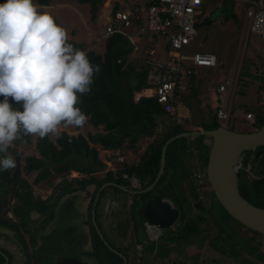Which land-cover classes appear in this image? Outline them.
Returning <instances> with one entry per match:
<instances>
[{"label":"rangeland","instance_id":"rangeland-1","mask_svg":"<svg viewBox=\"0 0 264 264\" xmlns=\"http://www.w3.org/2000/svg\"><path fill=\"white\" fill-rule=\"evenodd\" d=\"M56 1L51 0L50 6L41 10L59 19L67 29L69 39L84 43L85 50L93 49L97 52H104L105 42L108 38L105 32L115 6L118 5L120 7L125 3L130 4L138 0H105L99 5L94 17H92L89 3H79L76 0ZM4 2L5 0H0V3ZM34 3L36 4V0H34ZM249 7L250 4L246 0H204L203 13L196 25V34L185 51L189 53L200 50L214 51L217 56H221L223 64L220 65L218 63L216 67H204L205 72L201 76H194L195 79H202V84L198 87L199 89L203 87L204 90L197 91L196 88H193L195 92L188 99V105L187 100L183 98L185 92H182L183 94L180 93L179 111L185 112L187 109L190 111L188 113L190 116L185 119V129L194 128L196 125L205 126L212 123L215 113L214 92L220 82L227 78L228 73H235L236 70L237 84L231 100L230 119L225 125L242 132L256 129L254 124H251L245 118V114L247 107H254L257 104L260 89L264 94V45L261 36L252 32L250 28H247V10ZM153 43L156 44L158 54H162L161 42H150L149 44ZM146 44H148L146 41H141L140 49L145 47ZM134 51L136 55H138V52H141V50L136 51V49ZM255 53H258L259 56ZM243 70L250 75L244 78V82H241L239 78ZM169 127L170 123L167 125V130L170 129ZM63 130L70 134H82L87 137L90 132L96 133L104 129L103 126L95 128L87 122L80 129L72 126L66 129L61 128L60 134ZM37 137L31 136V142L25 140H21L18 144L13 142L12 147H16L23 152L22 158L29 155H39L36 149ZM51 137L56 139L58 136L51 135ZM203 137L201 136V138ZM148 141L144 138L139 145L147 146ZM186 141V139L178 141V146L181 148L174 154V159L180 158L181 160H179L183 163V160L187 161L191 157L190 152L186 151ZM97 146L101 149L100 155L102 158H107V152H103V150L107 149H103L100 145ZM125 149L127 152L129 151L128 148L125 147ZM206 151H208V146L204 152L205 155H208ZM79 158L86 159L85 156L78 157L75 155L73 156L72 164L77 163ZM89 161L91 160L89 159ZM242 161L243 165L246 162L245 165H248L247 169L244 166L241 168V175L239 177L241 186L245 187V183H249V180L255 177L253 172L258 170V165L262 161L264 163V156L257 158L254 150L246 151L242 157ZM249 165H252L251 170H249ZM92 166L94 165L88 167ZM47 167L52 171V175L46 180L34 182L39 171L26 174V177L33 185L35 195L46 197L51 189V185L63 175L69 174L68 171L57 173L55 171L58 167L57 163L53 164L51 161L47 163ZM200 168L201 170H199L203 174L204 163ZM205 185L206 201L201 202L199 208L194 207L192 202L188 207L186 206V210L191 212V215L188 216V221L192 229H188V231H192L183 232L184 235L174 237L179 244L175 249H180V246H182L181 251L188 253L183 256L180 255V258H186L188 262L193 264H196L197 261L203 262L202 264H244L245 262L241 261V259L243 253H246L254 258L248 260V264H264V242L262 235L232 218L217 201L207 181ZM184 187H181V191H183L182 188ZM243 192L245 193V191ZM118 193L120 194V192ZM121 194L123 195V192ZM247 196L251 201L258 200V197L251 190L247 192ZM132 198L133 202L129 205V208L132 214L136 215V202L134 201L135 198ZM186 198L189 199L188 196ZM263 198L264 195L260 200L262 201ZM179 204L184 205L182 201H179ZM169 234H172L171 228L165 230V235L161 239L167 238ZM107 235H104V237L108 241ZM100 240L103 239L101 238ZM211 243L217 245L218 249L214 250L210 248ZM194 244L203 248L198 256H191L189 252L184 251L187 245ZM106 245L108 246L109 244Z\"/></svg>","mask_w":264,"mask_h":264},{"label":"trees","instance_id":"trees-1","mask_svg":"<svg viewBox=\"0 0 264 264\" xmlns=\"http://www.w3.org/2000/svg\"><path fill=\"white\" fill-rule=\"evenodd\" d=\"M76 1L79 3H89L91 6L92 17H94L99 5L105 0ZM50 2L51 0H38V4L40 5H49ZM119 8L120 7L116 5L114 12ZM39 10L42 11L41 9ZM54 18L58 24L64 27L56 17ZM69 43L73 44L75 48L86 51L91 63L100 66V72L93 77L94 82L91 85V92L80 96L81 102L77 106L88 116L87 122L91 123L95 128L103 126L104 130L96 133L90 132L87 137L82 134H70L65 130H63L56 139H53L51 134L43 139L37 137L36 149L38 150L39 155H29L23 158V152L16 147L11 146L8 149V152L15 158L16 167L12 169V173H10L9 170H0V179L7 178L14 184L21 185L23 189L28 188L26 192L28 194L29 203L32 200L33 189L26 178L21 175L22 169L28 174L34 171H39V174L34 179V182H39L48 179L52 174V171L47 167L49 161L54 164L63 162L69 157L71 158L75 155L78 157L85 156L96 166L103 167L105 163L99 157V148L97 147V144H100L103 148L121 149L122 151L124 147H127L136 152L140 147L136 144L139 138L145 136L151 137L157 134L159 136L158 139L148 145L146 154L143 155L141 161L138 162L137 167L127 168L125 166H120L126 164H119L117 171V173H120L123 170H137L138 175L143 180L150 175L151 181H153L160 167L162 146L170 136L186 131L185 127L178 122L177 118L170 115L172 117L170 121V129L166 133H159V131L156 130L155 116L165 113L157 98L155 96H141L140 98H136V94L141 92V90L152 87V83L149 79V72L152 63H148L147 54L144 53V51L138 52V55L134 54V44L131 43L128 36L123 33H116L108 37L105 42L104 52H97L93 49L85 50V44L76 42L75 40L69 39ZM134 55H136V57H134ZM249 75V73L243 70L240 74L239 80L244 82V78ZM260 86L263 87L262 84H260ZM0 100H3L2 96H0ZM9 100L13 103L14 108L21 107L13 102L11 98H9ZM252 111L257 112V122L254 124V127L260 128L264 124V94L261 89L258 93L257 104L254 107L246 108V113ZM219 125V121L215 118L214 122L205 125L204 128H212ZM76 128L80 129L81 127ZM231 129L235 130L233 127H231ZM21 140L31 142V136L23 135V133H21V139L15 140L14 143L18 144ZM178 141L179 140L169 145V152L176 148V153L181 148L178 146ZM91 143L94 145L92 146ZM257 151L258 149L254 152L257 153ZM3 155V153H0V157ZM263 156L264 152L259 157ZM207 159L208 157H206V162ZM23 160L24 163L22 164ZM246 163H244V167L246 166ZM74 164L75 163L72 164L71 160L66 166H58L57 169L54 170L57 173H62L69 169L78 170L83 173L94 171L92 167L83 168ZM257 169L258 170L254 171L255 177H252L249 180V183H245V187L242 186L244 188L241 190V193L249 199L247 192L251 190V192L258 197V200L252 202L264 207V198L262 201L260 200L264 195L263 161L258 165ZM115 173L116 172L109 171V177H107V180L126 184V181L116 179ZM204 175L207 180L206 165L204 167ZM93 182H97L98 185H101L104 180H99L94 176L88 177L80 182V189H84L86 184ZM68 183L70 184V182ZM192 185L193 190L195 192L198 191L200 185L197 182ZM73 190L75 189L68 187L64 189L62 193ZM243 191H245V193ZM188 219L187 214L182 212L180 221L183 222L185 227L178 235H184L188 229H192L190 228ZM191 231L192 230L188 232ZM111 254L115 259L117 257L121 260L116 254Z\"/></svg>","mask_w":264,"mask_h":264},{"label":"clouds","instance_id":"clouds-1","mask_svg":"<svg viewBox=\"0 0 264 264\" xmlns=\"http://www.w3.org/2000/svg\"><path fill=\"white\" fill-rule=\"evenodd\" d=\"M39 8L34 0L0 3V96L3 97L0 153L4 154L0 157V170L3 171L16 167L8 149L21 139V133L43 139L50 134L59 136L61 128L82 127L87 123L88 116L77 105L80 96L91 92L93 77L100 72V66L91 63L86 51L69 43L67 29ZM138 46L136 49L134 44L136 51H144L145 47ZM9 98L21 107L14 108Z\"/></svg>","mask_w":264,"mask_h":264},{"label":"water","instance_id":"water-1","mask_svg":"<svg viewBox=\"0 0 264 264\" xmlns=\"http://www.w3.org/2000/svg\"><path fill=\"white\" fill-rule=\"evenodd\" d=\"M167 115L170 116L168 113ZM201 136L207 138L206 178L207 183L214 192L215 198L234 219L260 233L264 242V207L256 205L246 198L239 188L240 168L243 165L242 157L245 152L258 149L256 157L261 156L264 152V124L260 128L247 132L232 130L226 125L220 124L212 128L186 130L172 135L162 146L160 168L152 183H146L147 186L141 190H134L128 186L115 183L114 186L121 189L126 196L135 198L136 215H140L145 221L146 231L148 224H152L162 230L173 228L180 221L181 211L175 203L163 196L161 190L156 188V185L164 174L167 160H169L167 153L169 145L180 139L189 140ZM70 161L71 158L69 157L64 162L57 163V165L64 167ZM105 186L106 184L97 191L91 212L94 220L93 224L99 236L104 240L105 244H108L107 239L98 226L99 219L96 216L103 214L106 220L111 218L113 220L114 216L118 215L121 218L120 224L123 230L126 228L127 221L125 218L122 219L126 210L121 211L120 205L118 207L110 205V193L104 190ZM77 201L75 198L66 205V208L59 209L57 219L49 225H45L41 236L42 245L38 249L41 254L42 264L94 263L85 255L87 251L82 248L84 244L78 243L80 239H85L83 238L85 231L81 224L85 202L79 203ZM198 206L199 204H197ZM156 248V250H159V246H156ZM111 249L114 250L113 248ZM169 254L171 258L170 264H193L188 262L187 259L180 258L175 253L169 252ZM122 256L127 260V257L123 254Z\"/></svg>","mask_w":264,"mask_h":264},{"label":"built area","instance_id":"built-area-1","mask_svg":"<svg viewBox=\"0 0 264 264\" xmlns=\"http://www.w3.org/2000/svg\"><path fill=\"white\" fill-rule=\"evenodd\" d=\"M250 4L247 10L248 25L252 32L261 36L264 45V0H246ZM204 0H138L125 3L113 11L105 35L112 36L123 33L139 49L141 41H146L144 53H148L147 61L152 63L149 79L152 83L154 94L165 113L176 117L180 93L187 89L186 79L195 74L199 67H215L218 64L217 55L209 51L186 52L196 34V25L200 21ZM129 30V31H128ZM161 42L162 54L156 51V44ZM235 86V76H229L216 88L215 116L220 124L230 119L231 98ZM245 118L251 124L257 122V112H247ZM115 149H110L113 153ZM116 160L127 168L137 167V164L128 165L122 152H116ZM118 166V165H117ZM118 171V169H117ZM115 173L116 179L126 181V186L131 189H142L146 181L137 170H123ZM194 179L197 181L199 191L205 189V175L193 170ZM200 198H203L201 193ZM133 202L128 197V204ZM150 238L159 242L165 235V230L156 228L152 224L147 226ZM144 247L135 240L134 257L132 264H142Z\"/></svg>","mask_w":264,"mask_h":264},{"label":"crops","instance_id":"crops-1","mask_svg":"<svg viewBox=\"0 0 264 264\" xmlns=\"http://www.w3.org/2000/svg\"><path fill=\"white\" fill-rule=\"evenodd\" d=\"M55 2H57V1L55 0ZM36 4L40 6L39 9H44L47 6H50V5L38 4V0H36ZM247 28H249L248 22H247ZM200 51H203V50H200ZM204 51H206V50H204ZM209 52H211V50ZM255 54L257 56H259L258 53H255ZM217 58H218V63L220 65L223 64V60H222L221 56L220 57L217 56ZM217 66H218V64H217ZM203 68L204 67L197 68L195 74L193 76L189 77L188 79H186V81H185V83L187 85V89L185 91H183V93L185 92L183 95V98H185V100H187V105H188V99L195 92V89L193 90V88H196L197 91L204 90L203 87H202L203 89L202 88L199 89V87L202 84V79H200V78L195 79L194 78L195 75L201 76L203 74V72H205V69H203ZM230 75L235 76V86H234V90H233V93H234L235 87L237 84V70L235 71V73L229 72L227 78ZM224 81H221L220 83H222ZM211 90L214 92L213 89H211ZM214 93H215V96L213 99L215 101L214 105L216 107V96H217V94H216V91ZM233 93H232V96H233ZM153 94H154V89L152 87L151 88L150 87L144 88L143 90H141V92L136 94V98H139L141 96L150 97V96H153ZM231 100H232V98H231ZM188 108H189V106H188ZM215 110H216V108H215ZM187 111H188V109H187ZM187 111H185V112L179 111V107L177 105L176 118H177L178 122L181 123L183 126L185 123V119L188 118V116H190V114H188L190 111H188V112ZM230 113H231V110H230ZM174 118H175V116H174ZM215 118H216V116L214 113V118H213L212 122H214ZM171 119L172 118L169 115H167L166 113L159 115V116H155L156 130L159 131V133L162 132L161 134L166 133L168 131L167 125L170 123L169 121H171ZM201 128H204V126L196 125L194 128L186 129V130L191 131V130H197V129H201ZM158 137L159 136L157 134H155L151 137L145 136V137L139 138V140L136 143L137 145L141 144L142 139H144V138L149 140V141H148L147 146L139 145L140 147L136 152L130 148H128L129 151L127 152L125 147H124L123 151L121 149H115L114 152L111 153L110 149H113V148H103V149H107V150H103V152L104 153L107 152V154H108L107 155L108 157L105 159H103L102 156L100 155L101 149L97 146L99 148V157L105 163V165L103 167L96 166L91 161H89L88 158H86V159H80L79 158L78 159L79 161L77 163H75V165H77L79 167H83V168L94 165V166H92L94 172L90 175L94 176L95 178H97L99 180H101V179L104 180V182L102 183V186L106 184L104 189H106V191H108L110 193L109 194L110 205H115V207H118L120 205L121 211L126 210V213H124L123 217H122V219L125 218L127 221L126 225H125L126 228L124 230L121 229V224H120L121 218L118 215L114 216L113 220H112V218L106 220L105 215H103V214H101L100 216L97 217L99 219V221H98L99 228L101 229V231L103 232L104 235L108 234L107 235L108 236V244H109L108 246L102 240H100L101 244L95 245V243L92 239V236L89 237L90 239H80V241L78 243L81 242L84 244V246L82 248H84L87 251V253H85V255L87 256V258L91 262H94L95 264H127V263L132 264L133 263V257H134V241L135 240L137 242L141 243L144 247L142 264H170L171 258H170L169 252H172V253L179 255V257H180V255L183 256L185 254H188V253H183L181 251L182 246H180V249H177V250L175 249L179 244H178V242H176V239L174 237H176L179 234L180 230H182L184 228L183 222L179 221L173 228H171L172 234H169L167 238H165L163 240L160 239L159 242L154 243V241L150 238V236L148 235V233L146 231V228L144 226L145 221L142 219V217L140 215H133L132 214V212L129 208V204L127 202L128 197L126 198L125 193H123V195H122L121 193L123 191L121 189H119L118 187L114 186V183L120 184V185H125V184L119 183L118 181L107 180V177H109L108 172L109 171L116 172L118 169L117 165H119V163H117V160H116V157H117L116 152H122L123 153V155L126 157V160L128 161V165L137 164L138 162L141 161L143 155L146 154V150L148 148V145L151 144L153 141H156L158 139ZM206 141H207L206 137H203V138L194 137V138L187 140L186 141V147H187L186 151L190 152L189 154L191 155V157H189L187 161L182 159L184 161V163L182 161H180L181 160L180 158H178L177 160L174 159V154H176L175 153L176 148L174 150H172L171 152H169V148H168L167 153H169L168 154L169 160H167L164 174L161 176V178L159 179V181L156 185L157 186L156 188L161 190L163 196L168 198L171 202L175 203L176 206L178 207V209L181 211V213L182 212L186 213L187 217L191 215L190 214L191 212H188L186 210V206L188 207V205L191 204V202H192L193 206L197 207L195 204L197 195H196V197L193 196L194 190H193L192 184L194 183V179H193L194 177H192L193 175H191V174H192L193 170L201 172L200 171L201 165L204 163V167H205V165L207 164V162L205 160H206V157H208V155H205V153H204L205 148L207 147ZM91 145L93 146L94 144L91 143ZM97 145H100V144H97ZM206 152H208V151H206ZM75 174L79 178L84 177V175L80 172L76 171ZM157 174H158V172H157ZM203 174H204V169H203ZM145 181H146V183L150 184L154 180L151 181V176L148 175L145 178ZM95 184H96V182H95ZM95 184L89 186V189H91V191L94 190ZM146 186L147 185L145 184V186L143 188H145ZM181 187H184V188H182L183 191H181ZM137 190H141V189H137ZM118 192H120V194ZM187 196L190 200L186 198ZM76 199L80 203V198H76ZM179 201H182L184 205L182 206V204H179ZM85 204H86V202H85ZM85 204H84V207H85ZM124 204H125V206H124ZM197 208H199V207H197ZM96 235L99 236L97 229H96ZM99 239H101L100 236H99ZM156 246H159V250H156L157 249ZM110 247L113 248L115 251L112 250ZM209 247L213 248L214 250L218 249L217 245H213V243H211V246H209ZM202 249H203L202 247H199L198 245L194 244V245H187V247L185 248L184 251L189 252V254L191 256H198V255H200L199 252ZM111 253H114L117 256H119L121 258V260H119L117 257L115 259ZM121 253L125 257H127V260H125L123 258ZM187 256H189V255H187ZM252 258H253L252 256H250L246 253H243L241 261H244L245 262L244 264H248V260H250ZM183 259H186V258H183ZM202 263L203 262H200V261L196 262V264H202Z\"/></svg>","mask_w":264,"mask_h":264},{"label":"flooded vegetation","instance_id":"flooded-vegetation-1","mask_svg":"<svg viewBox=\"0 0 264 264\" xmlns=\"http://www.w3.org/2000/svg\"><path fill=\"white\" fill-rule=\"evenodd\" d=\"M72 159L73 157H71V160ZM243 166L244 165H242V167ZM247 166H245V169H247ZM251 169L252 165H249V170ZM9 171L12 173V169H9ZM66 171H68L69 174L63 175L55 181L45 197L43 195H35L33 185L26 177L28 173L22 169L21 175L26 178L33 189L30 203L26 192L28 188L23 189L21 185H16L7 178L0 179V264H42L41 254L38 252V249L42 245L41 236L45 225H49L57 219L59 209L66 208V205L70 201L79 197L80 203L86 202L82 211L81 220L82 227L85 231L83 238L90 239L89 237L92 236L95 245L101 244L99 236L96 235V227L93 224L94 220L91 209L96 193L101 188L102 184L98 185L97 182L96 184L93 182L86 184L84 189H80V182L83 179L91 177L90 174L94 171L90 173H83L74 169ZM76 171L82 173L84 177L79 178L76 176ZM68 182H70V184ZM196 182L197 181L194 179V183ZM94 184L95 187L92 192L89 186ZM68 187L71 189L74 188L75 190L62 193V191ZM239 188L240 191L244 188L241 186L240 180ZM104 190L106 191V189ZM205 191L206 186L202 192H200L199 189L193 192V196L196 197L197 195L198 197L195 201L196 206L199 204L198 207H200L201 202L206 201L207 197ZM201 193L203 198H200Z\"/></svg>","mask_w":264,"mask_h":264}]
</instances>
